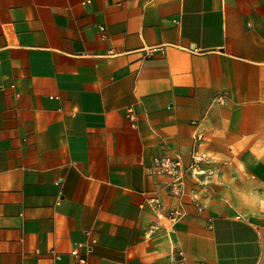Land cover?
Returning a JSON list of instances; mask_svg holds the SVG:
<instances>
[{
	"label": "crops",
	"instance_id": "0c3cea01",
	"mask_svg": "<svg viewBox=\"0 0 264 264\" xmlns=\"http://www.w3.org/2000/svg\"><path fill=\"white\" fill-rule=\"evenodd\" d=\"M261 198L264 0H0V264H264Z\"/></svg>",
	"mask_w": 264,
	"mask_h": 264
},
{
	"label": "built area",
	"instance_id": "2783aa9c",
	"mask_svg": "<svg viewBox=\"0 0 264 264\" xmlns=\"http://www.w3.org/2000/svg\"><path fill=\"white\" fill-rule=\"evenodd\" d=\"M101 29H103L101 27ZM215 100L219 103L226 102V94L220 93L215 96ZM130 119L132 120V125L134 126L133 117L131 116ZM209 157L207 154L197 148L192 150L191 153V161L189 164H184L183 159L179 153H176L174 156H159L154 159V166L153 172L155 174L164 175L169 178V182L167 184L168 190L170 195L180 200V198L185 193V181L188 176H197L203 172V166L207 162H209ZM192 197L194 200L198 201L199 206H201L199 202V197L197 193H193ZM155 204V208L159 216H163L162 209L163 206L161 205L160 201L157 198H152ZM184 213L182 202L179 203V206L169 210L167 217L175 222L180 215ZM157 230V226L153 225L148 231L147 236H150ZM95 239L89 240L86 244H78V245H86L88 249L91 248V244L95 243ZM72 253H76V250H73ZM179 258H175L176 264H184V256L183 253L180 251L178 252ZM201 264H206L205 262H201Z\"/></svg>",
	"mask_w": 264,
	"mask_h": 264
},
{
	"label": "rangeland",
	"instance_id": "374dc122",
	"mask_svg": "<svg viewBox=\"0 0 264 264\" xmlns=\"http://www.w3.org/2000/svg\"><path fill=\"white\" fill-rule=\"evenodd\" d=\"M260 203L257 205V209H258V214H263L264 215V198L260 199ZM256 212H250V213H246L247 215H251V216H255Z\"/></svg>",
	"mask_w": 264,
	"mask_h": 264
}]
</instances>
